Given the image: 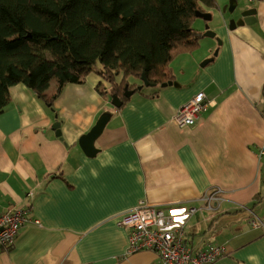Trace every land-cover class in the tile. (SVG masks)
<instances>
[{
  "label": "crops",
  "instance_id": "1",
  "mask_svg": "<svg viewBox=\"0 0 264 264\" xmlns=\"http://www.w3.org/2000/svg\"><path fill=\"white\" fill-rule=\"evenodd\" d=\"M248 7L253 24L230 23ZM227 14L210 28L221 44L208 36L171 62L180 86L143 85L119 108L94 73L65 84L52 105L11 87L0 111V212L26 210L30 221L13 247L0 246V264H159L155 250L129 252L130 230L116 220L141 199L193 208L188 244L225 248L212 264H264V0ZM201 92L206 110L180 127L178 109ZM99 121L86 153L79 140Z\"/></svg>",
  "mask_w": 264,
  "mask_h": 264
},
{
  "label": "trees",
  "instance_id": "2",
  "mask_svg": "<svg viewBox=\"0 0 264 264\" xmlns=\"http://www.w3.org/2000/svg\"><path fill=\"white\" fill-rule=\"evenodd\" d=\"M217 0H0V111L22 83L52 105L89 73L110 98L174 79L171 62L197 49L198 12ZM56 87L48 94L52 81ZM145 86V85H144ZM29 215V213H28ZM10 249L13 246H2Z\"/></svg>",
  "mask_w": 264,
  "mask_h": 264
},
{
  "label": "built area",
  "instance_id": "3",
  "mask_svg": "<svg viewBox=\"0 0 264 264\" xmlns=\"http://www.w3.org/2000/svg\"><path fill=\"white\" fill-rule=\"evenodd\" d=\"M208 103L205 93L196 94L178 109L174 117L176 123L180 127L194 125ZM204 199L211 207L216 193L207 194ZM193 212V208L183 204L162 207L141 199L135 208L121 211L115 216L118 225L130 230L129 252L155 250L160 257L159 264H212L225 254V248L214 244L194 249L188 244L185 228ZM28 221L26 210L0 212V245L13 246L21 228ZM252 224L256 226L262 222L254 220Z\"/></svg>",
  "mask_w": 264,
  "mask_h": 264
},
{
  "label": "water",
  "instance_id": "4",
  "mask_svg": "<svg viewBox=\"0 0 264 264\" xmlns=\"http://www.w3.org/2000/svg\"><path fill=\"white\" fill-rule=\"evenodd\" d=\"M238 5H240V0H230L229 4L224 8L223 11L224 12L228 11L230 14H234L236 12V10L239 8ZM256 13H257V10L255 8L248 7L246 9H243L242 11H240V17L238 19H235V18L231 19L230 23L233 24L235 27L238 25L253 24L257 20ZM225 14H224V16H225ZM197 15H198V17H202L205 21H210L212 19V13H209V12H205V13L198 12ZM205 35L212 37V38L216 37L219 44H221L222 39L217 36L216 32H214L213 30L210 29L208 24H206ZM217 54H218V50L215 52L214 56H216ZM211 60H213V58L206 59L202 63V65L207 64ZM142 80L144 81V85H146V86L150 85V83L147 81L145 74L142 75ZM168 84L169 85L174 84V85L180 86L178 83H176L172 80L163 83L161 86H165ZM142 87H143V85H140L138 87V89H142ZM127 88L128 87L126 86L124 95L126 97L130 98L132 96V94L134 93V90H128ZM122 103H123V101L120 99V97H118V96L112 97V104L114 106L119 108L122 106ZM103 126H104V122L99 121L88 134H86L80 138L79 143H80L82 149L86 153H93L94 152L93 142L96 139V137L98 136V134H100V132L102 131ZM53 129L56 130V134L58 136H61L60 122L56 121L53 125Z\"/></svg>",
  "mask_w": 264,
  "mask_h": 264
},
{
  "label": "rangeland",
  "instance_id": "5",
  "mask_svg": "<svg viewBox=\"0 0 264 264\" xmlns=\"http://www.w3.org/2000/svg\"><path fill=\"white\" fill-rule=\"evenodd\" d=\"M229 2H230V0H217V5L215 7H213V8L206 7V9L208 10L207 12L212 13V19L210 21H207L208 23L202 17H197V19L195 20L194 27L196 28V36L199 38L200 42L203 39H207L208 38V36H205V34H204L205 33V29H206V24H208L210 28H212V27L214 28V25L216 23H218V24H222V22L225 23L227 18H229V16H230L229 14H227L226 17H224V14L225 13H229V12L228 11L227 12L223 11L224 8L229 4ZM238 6L240 7V5H238ZM237 11H238V9H237ZM216 41L218 42L217 39H216ZM179 61H180V58L175 60V65L176 66L179 65ZM92 76H94L92 73L88 74V77H92ZM55 87H56V81L53 80L52 84H51V87H50L51 91L54 90ZM147 88L148 87H145V89H147ZM47 93L50 94L49 91H47Z\"/></svg>",
  "mask_w": 264,
  "mask_h": 264
}]
</instances>
